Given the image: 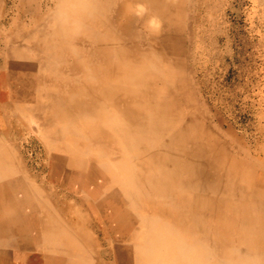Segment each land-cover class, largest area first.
Here are the masks:
<instances>
[{
    "label": "rangeland",
    "instance_id": "374dc122",
    "mask_svg": "<svg viewBox=\"0 0 264 264\" xmlns=\"http://www.w3.org/2000/svg\"><path fill=\"white\" fill-rule=\"evenodd\" d=\"M14 1L0 0V72L17 75L13 70L21 68L23 80L14 88L20 96L0 102V167H15L40 184L52 154L66 163L72 157V162L107 169L105 164L119 158L123 165L129 157L108 127L75 116L81 110L92 116L100 109L95 116L127 118L132 131L153 134L157 147L142 159L149 169L168 158L170 152L163 149L168 144L182 150L185 163L196 161L197 182L204 186L192 197L172 193L166 202L155 196L149 200L141 192L139 211L158 221L163 235L174 236V245L169 256L162 241L153 245L154 255H161L158 263L154 256L137 253L147 237L138 238L139 233V246L122 264H176L187 245L198 264H264V0H99L102 13L87 18L72 0ZM122 6L131 19L126 32L123 15L115 13ZM96 35L115 36L116 47ZM61 102L66 106L55 111L54 126L69 131L57 139L45 121L53 117V104ZM104 120L108 125L109 119ZM139 162L138 172L144 168ZM109 173L110 180L115 178ZM187 177L181 174L185 181ZM38 193L40 205L50 207L52 220L62 227L60 235L68 236L63 245L82 253L81 264H117L110 246L97 238L93 199L48 183L38 185ZM88 236L96 241L94 254L85 245Z\"/></svg>",
    "mask_w": 264,
    "mask_h": 264
},
{
    "label": "bare ground",
    "instance_id": "6f19581e",
    "mask_svg": "<svg viewBox=\"0 0 264 264\" xmlns=\"http://www.w3.org/2000/svg\"><path fill=\"white\" fill-rule=\"evenodd\" d=\"M14 1V0H13ZM46 1V0H45ZM151 1V0H150ZM155 1V0H154ZM12 2V1H11ZM15 2V1H14ZM70 2V1H69ZM74 6L76 7V9L78 10V12H80L83 16V18H87L90 17L91 15H99L102 13V8H103V3L101 5L98 4V2H100L99 0H72ZM107 2V0H106ZM109 2V1H108ZM1 3V2H0ZM8 3V2H7ZM44 3V2H43ZM96 3L95 6H93V4ZM101 3V2H100ZM14 4V3H13ZM12 4V5H13ZM54 4V3H53ZM108 4V3H107ZM1 5V4H0ZM11 5V4H10ZM9 5V6H10ZM43 5V4H42ZM108 5H112V4H108ZM106 5V6H108ZM6 6V5H5ZM113 6V5H112ZM14 7V6H13ZM140 7V6H139ZM62 8V7H61ZM126 8V6L123 8L120 7L118 8L115 13L117 16H122L124 17L123 20H125V22L122 24L123 29L125 30V32L127 31L130 23H131V19L128 18L125 15L124 9ZM143 8V7H142ZM19 9V8H18ZM26 9V8H25ZM6 10V9H5ZM8 10V9H7ZM42 10V9H41ZM114 10V9H113ZM146 10V9H145ZM144 10V11H145ZM21 11V9H20ZM47 11V10H46ZM54 11V10H53ZM11 12V11H10ZM77 12V13H78ZM76 13V12H75ZM74 13V14H75ZM76 13V14H77ZM124 13V14H123ZM10 14V13H9ZM20 14V12H19ZM138 14V13H137ZM141 14V13H140ZM26 15V14H25ZM22 16V15H21ZM28 16V15H27ZM149 16V15H148ZM62 17V16H61ZM64 17H67L64 16ZM30 18V17H29ZM51 18V17H49ZM24 19V18H23ZM57 19V18H56ZM68 19V18H67ZM32 20V19H31ZM62 20V19H60ZM66 20V19H64ZM70 20V19H69ZM26 21V20H25ZM67 21V20H66ZM11 22V21H10ZM61 22V21H60ZM154 22V20H153ZM18 23V21H17ZM63 23V21H62ZM9 24V23H8ZM12 24V23H11ZM64 24V23H63ZM116 24V23H115ZM1 25V24H0ZM25 25V24H24ZM58 25V24H57ZM60 25V24H59ZM83 25V23H82ZM135 25V24H133ZM61 26V25H60ZM65 26V24L63 25ZM75 26V25H74ZM78 26V24L76 25ZM81 26V24H80ZM84 27V26H83ZM87 27V26H86ZM114 28V27H113ZM67 29V27H66ZM86 29V28H85ZM146 29V28H145ZM144 29V30H145ZM153 29V28H152ZM143 30V29H142ZM159 30V29H158ZM69 31V30H68ZM71 31V30H70ZM76 31V30H75ZM87 31V30H86ZM111 31V30H110ZM157 31V30H156ZM82 32V31H81ZM4 33V32H3ZM77 33V32H76ZM164 33V32H163ZM63 34V33H62ZM73 34V33H72ZM96 36H101V35H96ZM1 37V35H0ZM29 37V35H28ZM75 37V36H73ZM7 38V37H6ZM5 38V39H6ZM48 38V37H47ZM50 38V37H49ZM165 38V37H164ZM53 39V38H52ZM65 39V38H64ZM99 40L102 43H107L108 45L112 46L113 48L116 47V42H117V38H115V36L112 37V39H103L102 36L99 37ZM171 40V39H170ZM40 42V41H38ZM161 42V41H160ZM165 43V42H164ZM15 44V43H13ZM55 45V44H54ZM168 45V44H167ZM171 45V44H170ZM169 45V47H170ZM21 46V45H20ZM73 46V45H72ZM2 47V46H1ZM127 47V46H126ZM168 47V46H167ZM14 48V47H13ZM23 48V47H22ZM54 48V47H52ZM171 48V47H170ZM11 49V48H10ZM24 49H27L26 47ZM31 49V48H30ZM48 49V48H46ZM45 49V50H46ZM168 48H166L167 50ZM9 50V49H8ZM21 50V49H20ZM32 50V49H31ZM30 50V51H31ZM75 50V49H74ZM29 51V50H28ZM76 51V50H75ZM170 51V49H169ZM2 52V51H1ZM25 52V51H24ZM13 53V52H12ZM11 54V53H10ZM16 54V52H15ZM55 54V53H54ZM116 54V53H115ZM8 55V54H7ZM14 55V54H13ZM51 55V54H50ZM1 56V55H0ZM18 56V55H17ZM26 56V55H25ZM38 56V55H37ZM45 56V55H44ZM156 56V55H155ZM55 57V56H54ZM25 58V57H24ZM32 58V57H31ZM43 58V57H42ZM46 58V57H44ZM49 58V57H48ZM156 58V57H155ZM160 58V57H158ZM30 59V58H29ZM40 59V58H39ZM78 59V58H77ZM6 60V59H5ZM11 60V59H10ZM9 60V61H10ZM15 60V59H12ZM28 60V59H27ZM49 60V59H48ZM53 60V59H52ZM59 60V59H58ZM34 61V60H33ZM39 61V60H38ZM4 62V61H3ZM32 62V61H31ZM40 62V61H39ZM43 62V61H42ZM59 62V61H58ZM57 62V63H58ZM62 62V60H61ZM9 63V62H8ZM17 64V61L14 62ZM13 63V64H14ZM10 64V63H9ZM12 64V65H13ZM15 64V65H16ZM41 64V63H40ZM91 63H89L90 65ZM54 65V63H53ZM56 65V64H55ZM155 65H157L155 63ZM40 66V65H39ZM59 66V65H58ZM44 67V66H43ZM46 67V66H45ZM44 67V68H45ZM153 67V66H152ZM33 68V67H32ZM54 68V67H53ZM160 68V67H159ZM163 68V67H162ZM91 69V68H90ZM29 70V69H28ZM156 70V69H155ZM162 70V69H161ZM14 72L17 73V75H15V73H12V75L9 74V72H0V102L5 99V98H14V96L18 95L20 96V94H17V90L14 89L15 87H17L18 85L20 86V84L22 83L21 81L23 80L22 78V69L21 68H17L15 70H13ZM157 71V70H156ZM159 71V70H158ZM93 73V72H92ZM102 76V75H101ZM78 78V76H77ZM81 79V78H80ZM89 79V78H88ZM87 79V80H88ZM79 80V79H78ZM76 80V82L78 81ZM95 80V79H94ZM80 81V80H79ZM89 81V80H88ZM79 83V82H78ZM46 88V87H45ZM78 95V94H77ZM108 95V94H107ZM54 96V95H53ZM52 96V97H53ZM47 97V96H46ZM79 97V95H78ZM85 97V96H84ZM74 98V97H73ZM72 98V99H73ZM48 99V98H47ZM46 99V100H47ZM36 100V98H35ZM49 100H51V97L49 98ZM75 100V99H74ZM56 101V100H54ZM48 102V101H47ZM46 102V103H47ZM49 103V102H48ZM55 103V102H54ZM58 103V102H56ZM6 104V103H5ZM14 104V103H13ZM50 104V103H49ZM109 104V102H108ZM20 105V103H19ZM84 105V104H83ZM31 106H33V104H31ZM63 107L66 106L65 102H61L60 104H57L55 106V104H53V111L54 114L52 113L53 117L49 116L50 118L47 117L46 121L48 123V127L50 129H52V131H54V129L57 131L55 132V136L56 138H63L65 136V134L69 131L68 129H66L65 127H56L54 126V117H57V114L55 113L58 112V109H61ZM110 106V105H109ZM11 107V106H10ZM18 107V106H17ZM43 106H39L38 109H41ZM12 108V107H11ZM19 108V107H18ZM21 108V107H20ZM29 108V107H28ZM1 109V108H0ZM4 109V108H3ZM32 109V108H31ZM44 109V107H43ZM22 110V108H21ZM36 110V109H35ZM42 110V109H41ZM10 111V110H9ZM32 111V110H31ZM100 111V109H98L97 113ZM20 112V111H19ZM33 112V111H32ZM38 112V110H37ZM9 113V112H8ZM23 113V112H22ZM27 113V112H26ZM30 113V112H29ZM35 113V112H34ZM96 113V114H97ZM18 114V113H17ZM89 112L87 110H81L79 113H77V115L75 116V120H82L84 123L89 124L91 121H97V125H106L108 128L106 130L109 129L110 132H112L113 134V138L116 137L119 141H121L123 143V149L125 151L126 157L128 156L129 158H126V162L125 164H121L120 165V159L119 158H114L113 159V163H107L105 164L107 166V169L103 168L100 164L97 165V172H96V176L99 177V180H95L93 178H88L86 180V175H82L80 173H76L74 174V177L77 178H81V179H85V181L83 182V184H87L88 186H97L98 184H100V182H102L103 180H108V182H111V180H113L114 185L112 186H108V187H104L105 191H101V196H99V200L97 201L98 206L93 205L92 206V210L95 211L96 213L98 211H106L105 214L103 212H98L100 214L103 215V218L105 221L108 220V225L112 228L117 227L118 230H121L122 228H127L129 230H131L132 228H134V243L130 242V248L133 249L134 246L135 248H137L139 245H135L136 242V238L137 235L140 236L138 238H143L145 236V240L142 242V244L144 243V245L141 247H138L137 249V253L138 250L141 252V255L143 257L149 258L154 256V259L159 263L161 261V255L156 254L154 255L153 253V245L155 246V244H157L158 242L162 241V246L163 249L165 251V255L169 256L170 254V249L172 246V243L174 245V236L173 238H170L169 236L163 235L161 233V228L160 225L158 223V221L156 222V220H153L151 217L146 216L141 214V212L139 211V206L138 203L139 202V197H140V193L143 192L145 194H147V199L152 200V197H159L161 199L164 198V201L166 202V200L168 201L169 199V195L173 193L176 195L177 192H179L180 194L182 193H187L189 194L191 197L195 194H198L202 189L203 186L201 183L197 182V178H198V169H197V163L196 161L193 162L191 160H189V164L188 161L187 163H185V161L183 160V154L180 155V152L182 153L181 149H177L176 147L174 149L172 148H168V144H165V146H163L164 150H167L166 152H170L168 154V158L167 159H161L158 161L157 163V167L155 170H153V168L149 169V163L148 160L145 159V162H143V155L145 154L148 157V153L150 151V148L153 150V147H157L154 144V140H153V134L152 133H148L146 132L144 129L142 128H138L136 131H132L131 126L129 125V121L127 118H122V117H117L115 116H111L109 115H104V114H98V116H95L96 114L88 115ZM13 115V114H12ZM22 115V114H21ZM27 115V114H26ZM45 115V114H42ZM48 115V114H47ZM9 116V114H8ZM40 116V115H39ZM5 117H7L5 115ZM12 117V116H11ZM97 117V120H94L93 118ZM104 117L108 118V125L105 124V120ZM10 118V117H9ZM31 118V117H30ZM34 118V117H33ZM7 119V118H6ZM14 119V118H13ZM39 120H42V117L37 118ZM72 119V117H71ZM200 119V118H199ZM33 120V119H32ZM58 120V118H57ZM33 122V121H32ZM43 122V123H45ZM14 123V120H13ZM35 123V122H34ZM58 123V122H57ZM76 123V122H75ZM15 125L17 126V123H15ZM14 125V126H15ZM42 124H40L41 127ZM60 126V125H59ZM70 126V125H69ZM81 125H79L80 127ZM20 128V127H19ZM75 128V127H74ZM46 129V127L44 128ZM48 129V128H47ZM83 129V128H82ZM39 130V129H38ZM42 130V129H41ZM77 134H80V131L78 132L76 130ZM52 133V132H51ZM71 133V132H69ZM73 133V132H72ZM29 134V133H28ZM40 134V133H39ZM37 135V134H36ZM71 135V134H69ZM82 135V134H81ZM76 136V135H75ZM38 137V136H37ZM28 138V137H26ZM40 138V137H39ZM45 138L48 141H53V137H48L47 134H45ZM81 137H79L80 139ZM78 139V140H79ZM28 140V139H27ZM39 140V139H37ZM36 140V141H37ZM77 140V141H78ZM85 140V139H84ZM87 140V139H86ZM153 140V143H151L150 141ZM157 140V139H156ZM7 141V139H6ZM4 142V141H3ZM23 142V141H22ZM28 142V141H27ZM34 142V141H33ZM5 143V142H4ZM33 144V143H32ZM53 144V142H52ZM65 144V143H64ZM77 144V143H76ZM79 144V143H78ZM59 145V144H58ZM85 145V144H84ZM101 145V144H100ZM170 145V144H169ZM45 146H47V143L45 142ZM52 146V145H51ZM56 149V147H54ZM99 148V147H98ZM97 148V149H98ZM184 148V147H183ZM8 149H10L8 147ZM50 149V148H49ZM91 149V148H90ZM51 150V149H50ZM57 150V149H56ZM88 150V149H87ZM105 150V149H104ZM172 150V151H169ZM175 150V153H174ZM93 151V150H92ZM99 151V150H98ZM97 151V152H98ZM116 151V150H114ZM147 151V152H146ZM52 152V151H51ZM55 152V150H54ZM86 152V151H85ZM104 152V151H103ZM109 152V151H108ZM84 153V152H83ZM94 154V152H92ZM174 153V154H173ZM243 153V152H242ZM82 154V153H81ZM86 154V153H85ZM100 154V153H99ZM115 154V153H114ZM240 154V153H238ZM83 155V154H82ZM81 155V156H82ZM113 155V154H112ZM187 156V151L186 154ZM184 155V156H185ZM84 156V155H83ZM91 156V155H90ZM104 156V155H103ZM110 156V155H109ZM243 156V155H242ZM249 156V155H248ZM89 157V156H88ZM241 157V155H240ZM246 157V156H245ZM250 157V156H249ZM254 157V156H253ZM72 158V157H71ZM71 158L68 159V165L70 166H89L91 167V164H89V162L87 164H81L79 162H72ZM188 158V157H187ZM243 158V157H242ZM100 159V158H99ZM102 159V158H101ZM141 160V163L143 162L144 168L142 169L143 171H139L136 169L135 165L136 162L140 163L139 160ZM246 159V158H245ZM250 159V158H249ZM75 160V159H74ZM84 160V159H83ZM136 160V162L134 161ZM196 160V159H195ZM198 160V159H197ZM62 158L59 157L58 155H50L49 158V162H53L56 164V166H59L62 164ZM85 161V160H84ZM91 161V160H90ZM255 161V160H254ZM260 161V160H259ZM253 163V162H252ZM256 163V162H255ZM254 163V164H255ZM73 164H77V165H73ZM247 164V163H246ZM259 164V163H258ZM104 166V165H103ZM139 169V168H138ZM60 170L64 171V174L66 175V178L70 177L69 172L61 167L60 169H56V173H54V177L55 176H59ZM6 171H9V167H0V255H4L6 254L7 256H11L14 258L18 257V252H19V248H20V243H25L26 245H30V239L29 237H27L25 235V233L22 234H18L15 235L13 233L14 230H17L19 232L21 227L27 226L24 222H28L31 224V222L29 221V218H33L37 220V223L40 222V224L37 226L39 228H43L45 227L48 230V227L50 225V218H52L50 215H48L46 213V211H42L40 208V205H38V203L34 202V204L31 203V199L30 196L28 198H22L19 197V199L21 200V202H18V199L15 198V196L20 195L21 193L18 191H14L12 189V186H16V183H18L19 185H21V187L23 186L22 183L18 182V178L17 175L14 174V171H12V173H7ZM112 174H116V176H114L115 178L110 180V173ZM188 173L189 177H187L186 181L181 178V174L182 173ZM71 173V172H70ZM79 181H71L70 184H74L75 186L78 185ZM118 183V184H117ZM239 186V185H238ZM206 187V186H205ZM23 188V187H22ZM24 189V188H23ZM214 189V187H213ZM211 190V189H210ZM213 191V190H212ZM248 191V190H247ZM206 192V191H205ZM201 193V192H200ZM22 195H24V193H22ZM202 195V194H201ZM249 195V194H248ZM220 197V196H219ZM198 199V198H197ZM221 199V198H219ZM144 200V199H143ZM174 200V198H173ZM177 200V199H176ZM208 200V199H207ZM206 200V201H207ZM204 201V200H203ZM147 202V200H146ZM210 202V199H209ZM208 202V203H209ZM205 203V202H204ZM207 204V202L205 203V205ZM212 204V203H211ZM149 205V204H148ZM200 205V204H199ZM210 205V204H209ZM219 205V204H218ZM222 205V203H221ZM138 206V207H137ZM198 206V205H197ZM142 207V206H141ZM188 207V206H187ZM207 207V205H206ZM204 208V207H203ZM213 208V207H212ZM145 209V208H144ZM180 209V207H179ZM207 209V208H206ZM149 210V209H148ZM147 210V213H148ZM155 210V209H154ZM153 210V211H154ZM167 211V210H166ZM195 211V210H194ZM197 211V209H196ZM261 211L264 212V207H261ZM145 212V211H144ZM150 212V210H149ZM208 212V211H207ZM218 212V211H217ZM223 212V211H222ZM202 213V212H201ZM149 214V213H148ZM203 214V213H202ZM157 215V214H156ZM161 215V212H160ZM200 215V214H199ZM210 215V214H209ZM214 215V214H213ZM219 215V214H216ZM215 215L214 218H217ZM233 215V214H232ZM162 216V215H161ZM225 216V215H224ZM229 217V216H227ZM159 218V217H158ZM185 218V217H184ZM210 218V216H209ZM213 218V219H214ZM168 220V219H166ZM186 221V220H185ZM215 221V220H214ZM160 222V221H159ZM208 223V222H207ZM215 225V223H214ZM213 225V226H214ZM219 225V224H218ZM138 226V227H137ZM187 226V225H186ZM212 226V225H211ZM210 226V227H211ZM217 226V225H216ZM28 227V226H27ZM222 231H223V227ZM140 229V231L138 230ZM208 229V228H207ZM214 229V228H213ZM217 229V228H216ZM220 229V228H219ZM201 230V229H200ZM212 230V229H211ZM215 230V229H214ZM213 231V230H212ZM217 231V230H215ZM226 231V230H225ZM224 231V232H225ZM4 232V233H2ZM10 232V233H9ZM211 232V231H210ZM4 234V235H3ZM220 234V233H219ZM231 234V232H230ZM187 236V234H185ZM198 235V234H197ZM211 235V234H210ZM234 235V234H233ZM238 236V235H237ZM3 237V238H2ZM37 236H34V239ZM39 238H43L44 240H47V235L44 234L42 236H38ZM236 236L234 235V238ZM23 239V241H20V239ZM132 238V236L130 237ZM206 239V238H205ZM50 240H53V243L55 242L54 238L51 237ZM176 240H178L176 238ZM234 240V239H233ZM238 240V238L236 239ZM240 240V239H239ZM42 240H39V242ZM186 241V240H185ZM215 241V240H214ZM44 243V241H43ZM180 242L177 241V245H179ZM214 243V242H213ZM237 243V242H236ZM137 244V243H136ZM159 246V245H157ZM12 248L11 250H6V248ZM192 246L191 245H187V247H182L180 254H178V262L176 264H182V261L189 260V262H192V264H198V261L195 257V255L193 256L191 253L192 250ZM221 250V248H219ZM263 249V247H262ZM136 250V249H135ZM264 250V249H263ZM217 252V251H216ZM136 253V252H135ZM202 253V252H201ZM175 258V257H174ZM210 258V257H209ZM139 259V258H138ZM184 259V260H183ZM137 260V259H136ZM202 260V259H201ZM211 260V259H210ZM138 261V260H137ZM139 262V261H138ZM176 262V261H175ZM166 264H168V262H166ZM175 264V263H174ZM189 264V263H188ZM224 264H232L231 261H227Z\"/></svg>",
    "mask_w": 264,
    "mask_h": 264
},
{
    "label": "crops",
    "instance_id": "0c3cea01",
    "mask_svg": "<svg viewBox=\"0 0 264 264\" xmlns=\"http://www.w3.org/2000/svg\"><path fill=\"white\" fill-rule=\"evenodd\" d=\"M46 165L49 171L45 172L43 181L40 182V184L36 180H32L26 172L17 170V168L15 167L7 166L9 167V173H12V171H14V174L17 175L18 182L23 184L22 187L24 189L18 183H16V185L19 187H16L14 185L12 186V189L14 191H18L21 193L20 195L15 196V198L18 199V202H21L19 197L28 198L30 196L32 204L36 202L38 203V205H40L42 202V196L38 193V185L48 183L53 186H60L63 189L67 190V192L74 193L81 198L89 197L93 199L95 201V205L98 206L97 201L99 200V196H101V191H105L104 187L114 185L113 180H111V182H108V180H103L97 186L92 187L88 186L87 181L86 184H83V182L85 181L84 178L79 179L77 177H74V174L76 172L84 176L86 175V180L88 178L99 180V177L96 176L98 168L96 164H91V167L85 165L78 167L70 166L66 164V162L62 161V164L59 166H56V164L53 162H49ZM61 167L65 168L69 172L70 177L66 178V175L62 170H60L61 173H59V176L54 177V173L57 172L56 169H60ZM74 180H80L77 186H75L74 184H70V182ZM22 193H24V195H22ZM40 208L42 211H46V213L51 217L53 216L50 207L40 205ZM91 211L93 216L92 218H94L95 225L97 226L98 230V240H100L104 245L110 246L109 248L111 249L112 260L116 261L117 264H122L123 257L127 254L128 256H131L132 254L133 249L130 248V242L134 243V228H132L131 230L122 227L121 230H118L117 227L112 228L107 224L108 220L105 221L103 215L98 213L103 212L105 214L106 211H98L96 213L92 210V208ZM29 221L31 222V224L28 222H24L28 227H21V232L14 230L13 233L15 235L25 233V235L30 239V245H26L24 242L20 243L18 257L14 256L13 258L11 256H7L6 254L0 255V264H3V262L4 264H25L29 262H31V264H81V261L84 260V257L81 255L82 253L77 254L76 251H73L71 253L69 247H65L63 245V239L65 240V242H68V236L63 235V233L60 235V233L62 232V227L59 223L50 218V225L47 230L45 227H43L42 229L37 227L40 222L37 223L36 219L30 217ZM44 234L47 235V240L38 237ZM34 236L37 237L34 239ZM131 236L132 238H130ZM51 237L54 238V243L53 240H50ZM39 240L42 241L39 242ZM20 241H23V239L21 238ZM85 245L91 248L90 252L94 254V246L96 245V241L94 240V238H90L88 236L85 241ZM11 249L12 248L10 247L6 248V250ZM130 263L131 260L123 262V264Z\"/></svg>",
    "mask_w": 264,
    "mask_h": 264
}]
</instances>
